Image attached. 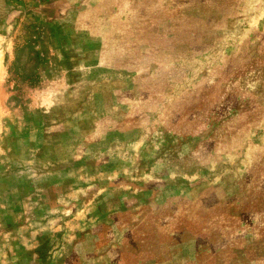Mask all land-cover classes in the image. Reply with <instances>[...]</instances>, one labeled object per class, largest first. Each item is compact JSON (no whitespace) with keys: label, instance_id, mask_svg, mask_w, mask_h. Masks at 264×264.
<instances>
[{"label":"rangeland","instance_id":"374dc122","mask_svg":"<svg viewBox=\"0 0 264 264\" xmlns=\"http://www.w3.org/2000/svg\"><path fill=\"white\" fill-rule=\"evenodd\" d=\"M0 264H264V0H0Z\"/></svg>","mask_w":264,"mask_h":264}]
</instances>
